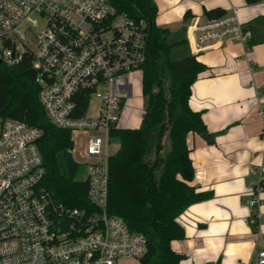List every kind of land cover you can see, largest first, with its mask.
Wrapping results in <instances>:
<instances>
[{
	"label": "built area",
	"instance_id": "2783aa9c",
	"mask_svg": "<svg viewBox=\"0 0 264 264\" xmlns=\"http://www.w3.org/2000/svg\"><path fill=\"white\" fill-rule=\"evenodd\" d=\"M236 13L191 19L190 47L235 40L248 50L251 32ZM39 21L43 27L32 32ZM147 34L143 18L118 12L110 0H0V63L12 66L29 56L46 118L82 137L88 203L59 201L42 184L40 128L0 115V264H118L145 254V236L108 213L107 196L111 130L132 96L128 74L144 61ZM92 99L99 100L96 113L86 116ZM260 114L264 122V101ZM260 171L245 218L255 229L264 157ZM256 263L264 264V249Z\"/></svg>",
	"mask_w": 264,
	"mask_h": 264
},
{
	"label": "trees",
	"instance_id": "16d2710c",
	"mask_svg": "<svg viewBox=\"0 0 264 264\" xmlns=\"http://www.w3.org/2000/svg\"><path fill=\"white\" fill-rule=\"evenodd\" d=\"M118 12L147 23L145 58L140 66V93L144 112L137 127L117 123L111 137L119 146L108 157V213L120 217L131 231L145 236L146 252L140 264H178L181 253L172 240L185 236L177 217L192 203L208 199L211 191L189 184L194 170L186 144L187 133L207 132L201 111L189 105L191 86L206 65L196 59L187 38L193 14L186 10L176 29L156 24L153 0H110ZM254 3L258 0H244ZM206 19L226 10L203 7ZM249 47L264 39L250 24ZM29 56L8 66L0 63V115L24 121L41 130L38 148L43 160L42 184L70 207H85L84 168L73 158L71 132L53 125L38 101L39 86ZM82 171V172H81ZM261 189L264 183H260Z\"/></svg>",
	"mask_w": 264,
	"mask_h": 264
},
{
	"label": "crops",
	"instance_id": "0c3cea01",
	"mask_svg": "<svg viewBox=\"0 0 264 264\" xmlns=\"http://www.w3.org/2000/svg\"><path fill=\"white\" fill-rule=\"evenodd\" d=\"M156 24L176 29L189 10L192 19L205 20L203 7L236 8L242 24H250L256 37L264 39V0H153ZM196 59L206 65L191 86L189 105L200 110L207 134L186 135L194 170L189 182L196 191H211L203 201L189 205L178 217L185 236L170 242L181 253L178 264H257L264 249V188L258 193L261 218L257 229L245 222L250 185L261 176L264 157V122L260 107L264 101V42L245 50L243 43L190 47ZM140 264V263H139Z\"/></svg>",
	"mask_w": 264,
	"mask_h": 264
},
{
	"label": "rangeland",
	"instance_id": "374dc122",
	"mask_svg": "<svg viewBox=\"0 0 264 264\" xmlns=\"http://www.w3.org/2000/svg\"><path fill=\"white\" fill-rule=\"evenodd\" d=\"M26 26L28 25H24L23 28H25ZM42 27H43V22L39 21L37 26L30 27V29L32 30V32L38 33ZM128 76L132 84L133 92L131 98H129L126 101L119 114L118 123L120 125L127 127H137L141 122V118L144 112V100L140 93V77H141L140 70H133L128 74ZM98 104H99L98 99H92L85 115L86 116L94 115L96 113ZM71 139L74 142L75 150L77 149L76 151H73L72 156L81 165V168L83 170L84 159L81 158L78 152V150L81 149L83 144L82 137L80 135L76 136V132L71 131ZM118 146H119L118 142H112L109 147V152L112 153L115 152ZM118 264H139V260L121 259L118 261Z\"/></svg>",
	"mask_w": 264,
	"mask_h": 264
},
{
	"label": "water",
	"instance_id": "95a60500",
	"mask_svg": "<svg viewBox=\"0 0 264 264\" xmlns=\"http://www.w3.org/2000/svg\"><path fill=\"white\" fill-rule=\"evenodd\" d=\"M201 138H203L205 141H210L212 140V137L208 135L206 132L200 134Z\"/></svg>",
	"mask_w": 264,
	"mask_h": 264
}]
</instances>
